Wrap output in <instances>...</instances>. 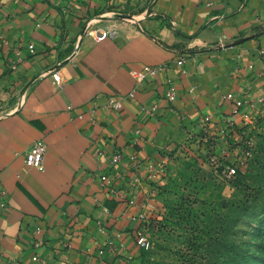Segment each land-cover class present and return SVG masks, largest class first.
I'll list each match as a JSON object with an SVG mask.
<instances>
[{
    "label": "crops",
    "instance_id": "crops-1",
    "mask_svg": "<svg viewBox=\"0 0 264 264\" xmlns=\"http://www.w3.org/2000/svg\"><path fill=\"white\" fill-rule=\"evenodd\" d=\"M97 28L115 35L98 39ZM263 51L264 0H0V264H131L134 217L166 176L151 169L173 170L192 147L216 154L247 111L261 116L248 105L264 94ZM111 97L123 107L108 109ZM36 140L47 143L44 171L25 162Z\"/></svg>",
    "mask_w": 264,
    "mask_h": 264
},
{
    "label": "rangeland",
    "instance_id": "rangeland-1",
    "mask_svg": "<svg viewBox=\"0 0 264 264\" xmlns=\"http://www.w3.org/2000/svg\"><path fill=\"white\" fill-rule=\"evenodd\" d=\"M255 126L258 142L249 157L241 144L221 150L222 141L216 163L200 146L168 169L139 225L137 240L146 244L131 264H219L222 258L217 262L215 252L205 250L212 249L219 225H237L247 264H264V108ZM237 159L245 164L227 179L224 166Z\"/></svg>",
    "mask_w": 264,
    "mask_h": 264
},
{
    "label": "built area",
    "instance_id": "built-area-1",
    "mask_svg": "<svg viewBox=\"0 0 264 264\" xmlns=\"http://www.w3.org/2000/svg\"><path fill=\"white\" fill-rule=\"evenodd\" d=\"M115 35L114 31H105L100 28L96 29V37L98 39L105 37L106 35ZM264 52V51H263ZM19 53V52H18ZM178 65H183L186 62V56L182 55L175 61ZM168 65L167 64H162L158 66H153V65H145L140 71L136 72L137 76L139 78L144 79L146 77H151L154 75H158L161 72H165L167 69ZM53 80L55 83L60 84L62 81V75L60 74L59 71H54L52 73ZM177 85L175 81L172 79H167L166 81V89L164 92V98L168 100L169 102H173L177 99L178 97V91H177ZM192 90V89H190ZM133 95V92L131 93ZM228 98H233L234 95L232 93H229ZM238 102H240L239 99H237ZM124 105V99L116 98V97H111L108 99L106 103V107L108 109H120ZM256 105L260 106L262 109L264 108V94L260 97H258L254 102H251L248 106L255 107ZM99 108V103L95 102V104L91 107V118L94 119L95 114ZM159 108V103L155 102L152 104H143L140 108V114L142 118H151L156 115L157 109ZM80 117H83L82 114L79 115ZM257 119L255 116H252L249 111L246 112L243 120H242V127L240 128V132L237 131L236 127L231 126L232 128L230 129L231 132H236L234 139H229L226 137V135L223 136V142H224V147L225 148H230L233 146L234 143H237V145L241 144L244 149H245V155L249 157L252 155V152L254 148L256 147L257 144V138H256V133H255V125H256ZM135 134L137 136V139L141 138V129L137 128L135 130ZM229 135V134H228ZM217 144L220 145L219 141H217ZM236 145V146H237ZM46 154H47V143L43 140H36L33 142L30 147L26 151V157H25V162L29 167H36L41 171L45 170V160H46ZM98 154L100 157H103L106 153L104 150H99ZM211 160H213L216 163L217 156L214 154L213 156L210 157ZM124 159V154L123 151H117L114 152L112 157H111V163L116 164L121 162ZM131 162L134 164L135 167L140 166L141 164V159L137 154L132 155L130 157ZM238 162V163H237ZM237 162H231L228 163L227 165L224 166L223 169V175L227 179L233 178L238 171V167L240 164H245L243 160H238ZM240 162V163H239ZM161 172L163 174H166L167 170L165 167H160L158 170L151 169L152 174H156L157 172ZM102 179L105 180L107 179L106 175L102 176ZM7 205V194L5 189L0 187V206L1 207H6ZM146 215L144 213L138 214L136 218H142L144 219ZM138 244L144 245L146 244V241L143 237L138 239ZM38 245V243L36 244Z\"/></svg>",
    "mask_w": 264,
    "mask_h": 264
},
{
    "label": "trees",
    "instance_id": "trees-1",
    "mask_svg": "<svg viewBox=\"0 0 264 264\" xmlns=\"http://www.w3.org/2000/svg\"><path fill=\"white\" fill-rule=\"evenodd\" d=\"M217 230L214 245L212 249H209L210 245H207L208 248L205 247L206 252L208 254L211 251L215 252V259L218 258L217 262L219 258H222L219 264H247L249 259L242 252L243 249L238 235L240 228L237 225H219Z\"/></svg>",
    "mask_w": 264,
    "mask_h": 264
}]
</instances>
